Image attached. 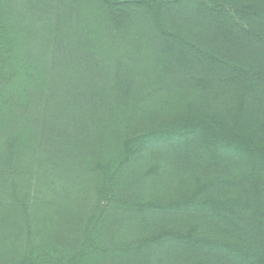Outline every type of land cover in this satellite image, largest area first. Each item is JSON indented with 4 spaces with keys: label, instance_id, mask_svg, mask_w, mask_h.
Listing matches in <instances>:
<instances>
[{
    "label": "trees",
    "instance_id": "16d2710c",
    "mask_svg": "<svg viewBox=\"0 0 264 264\" xmlns=\"http://www.w3.org/2000/svg\"><path fill=\"white\" fill-rule=\"evenodd\" d=\"M0 264H264V0H0Z\"/></svg>",
    "mask_w": 264,
    "mask_h": 264
},
{
    "label": "rangeland",
    "instance_id": "374dc122",
    "mask_svg": "<svg viewBox=\"0 0 264 264\" xmlns=\"http://www.w3.org/2000/svg\"><path fill=\"white\" fill-rule=\"evenodd\" d=\"M166 173H167V176L168 177H171V179L168 178V177H166V179L163 181V187H164V189L167 192H170L172 190L173 186L175 185V183L173 184V181L174 182H176V181H175V177L172 175V172H171V168L170 167L166 168Z\"/></svg>",
    "mask_w": 264,
    "mask_h": 264
}]
</instances>
